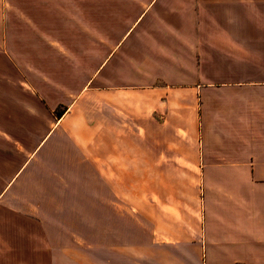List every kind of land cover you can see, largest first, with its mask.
<instances>
[{
	"label": "crops",
	"instance_id": "obj_1",
	"mask_svg": "<svg viewBox=\"0 0 264 264\" xmlns=\"http://www.w3.org/2000/svg\"><path fill=\"white\" fill-rule=\"evenodd\" d=\"M0 264H264V0H0Z\"/></svg>",
	"mask_w": 264,
	"mask_h": 264
},
{
	"label": "rangeland",
	"instance_id": "obj_2",
	"mask_svg": "<svg viewBox=\"0 0 264 264\" xmlns=\"http://www.w3.org/2000/svg\"><path fill=\"white\" fill-rule=\"evenodd\" d=\"M99 8V7H98ZM135 211V206L134 205H130V218H129V227L131 228H135L136 227V220H135V214L133 213V211ZM80 211H81V220L79 221H73V222H68L71 226L74 227V232H75V242H77V240H80V244L81 245H87L88 244V235H89V221H88V206L87 205H81L80 206ZM102 225V226H101ZM99 226H97V228H103V222ZM98 228V229H99ZM79 235V236H77ZM87 252H82L81 253V260L83 262H87Z\"/></svg>",
	"mask_w": 264,
	"mask_h": 264
}]
</instances>
